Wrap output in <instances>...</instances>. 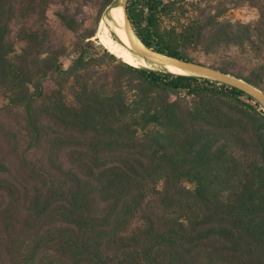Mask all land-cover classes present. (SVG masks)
<instances>
[{"label":"trees","instance_id":"1","mask_svg":"<svg viewBox=\"0 0 264 264\" xmlns=\"http://www.w3.org/2000/svg\"><path fill=\"white\" fill-rule=\"evenodd\" d=\"M112 1L0 0V264H264V110L97 44ZM246 2L248 22L218 0L126 13L147 46L264 91V0Z\"/></svg>","mask_w":264,"mask_h":264},{"label":"water","instance_id":"2","mask_svg":"<svg viewBox=\"0 0 264 264\" xmlns=\"http://www.w3.org/2000/svg\"><path fill=\"white\" fill-rule=\"evenodd\" d=\"M128 0H113L102 12V15L109 17L110 9L113 6H122L124 11L125 26L123 27L124 31L127 34L129 41V49L142 56L143 58L161 65H173L179 67L186 71V75H192L197 77L206 78L209 80L216 81L218 83H223L232 87H236L252 98H254L261 108L264 110V91L246 81L243 78L237 77L232 73H228L217 68H213L207 64L201 62L188 61L184 59L177 58L172 55L165 54L163 52L157 51L149 46H147L140 37L136 34L132 28L129 18L126 13V5ZM166 70V69H163ZM169 71V70H166ZM170 72V71H169ZM173 73V72H172ZM175 74V73H174ZM180 74V73H179Z\"/></svg>","mask_w":264,"mask_h":264},{"label":"rangeland","instance_id":"3","mask_svg":"<svg viewBox=\"0 0 264 264\" xmlns=\"http://www.w3.org/2000/svg\"><path fill=\"white\" fill-rule=\"evenodd\" d=\"M186 1H189V2L193 1L194 2L197 0H186ZM233 1H237V0H233ZM240 1L241 0H238V2H240ZM218 9L224 10L221 18L226 19V20L248 22V21H252V20L256 19V17H257L256 9L254 7L248 5L246 0H244L242 3H238V4L230 3V0H218ZM105 27L108 28L107 34L109 33L108 34L109 36H111L119 44H122L120 41L116 40L117 36L114 34V32H112V30L108 24V19L105 17L104 14L102 15V13H101L100 19L98 21L97 29L95 32V36L93 37V40H95V42L97 44H101V46H103V48H105L107 51H109L110 53H112L113 55H115L116 57L119 58V56H117L115 53H113L110 49H108L101 42L100 35L103 32H105ZM120 59L122 61L126 62L122 58H120ZM194 59H196L199 62L205 63V64H210L213 62L214 56L204 55L202 52H199L198 54H196L194 56ZM126 63H128V62H126ZM128 64H130V63H128ZM141 64L145 65L146 67L157 69V70H163V69L168 70L165 65L157 64V63L151 62L147 59H145V61H141V62L139 61L138 65H134V66H140Z\"/></svg>","mask_w":264,"mask_h":264},{"label":"bare ground","instance_id":"4","mask_svg":"<svg viewBox=\"0 0 264 264\" xmlns=\"http://www.w3.org/2000/svg\"><path fill=\"white\" fill-rule=\"evenodd\" d=\"M108 19V24L114 32V34L117 36L119 41L122 44H119L117 41H115L111 36L107 34L108 28L105 27V32H103L100 35L101 42L110 49L113 53H115L119 58H122L126 62L132 64V65H138L137 59L134 57L133 53L129 49V41L127 38V34L124 31L123 27L125 26V18H124V11L122 6H113L110 9V15L109 17L105 16ZM142 61H145V58H142ZM166 68L174 73H186L185 70L173 66V65H165Z\"/></svg>","mask_w":264,"mask_h":264}]
</instances>
